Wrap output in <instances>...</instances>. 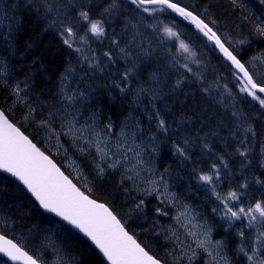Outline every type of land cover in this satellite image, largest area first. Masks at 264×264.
Wrapping results in <instances>:
<instances>
[{
    "label": "trees",
    "instance_id": "trees-1",
    "mask_svg": "<svg viewBox=\"0 0 264 264\" xmlns=\"http://www.w3.org/2000/svg\"><path fill=\"white\" fill-rule=\"evenodd\" d=\"M14 1L16 3L17 0H0V10L3 8L0 11V24L5 26L0 28V34L3 29L5 32L4 37H0V108L25 135L61 167L63 161L50 151V147L52 149L53 146L43 128L39 126L45 124L40 115L45 114L44 105L58 98L64 81L60 80L66 75L69 77L70 73L75 74L81 67L86 72V68L66 66L65 54L74 58L77 49L74 42H71L72 48L64 43L66 35L64 29L57 40L44 35L43 26L41 28V24L35 19L36 17L37 20L48 19L50 13L47 14L45 9L30 4L16 16L8 9L13 5L16 8ZM48 1L51 0H44L46 5L43 6L50 10L57 9L52 3L48 4ZM113 1L118 4L119 9L109 8L112 12L107 18L108 25H104L105 31L109 30L104 37H107L109 44L114 45L112 52L125 57L132 55L135 64L132 66V63H129L121 70L117 64L107 63L109 66L114 65L111 71L99 77L93 72L88 80L85 78L82 83L87 82L89 92H92L91 101L94 104L98 103L96 104L98 108L95 106L98 111L101 110L100 112L104 114L113 111L111 119L117 130L120 129L118 122L134 121L140 131L150 134L146 140L154 142L153 147L159 152L160 159L156 158L158 167L163 168L167 163L166 170L163 168L164 174L168 175L167 180L174 192L200 212L208 207L210 200L208 192L198 182L202 174L205 175L212 169L220 171V177L223 176L221 168L227 172L230 169L236 172L239 180L236 179L233 183L226 180V183L234 186V190L238 186L250 190L255 186L264 189V168L259 165V156L264 152V148L260 149L264 144V107L260 106L258 100L239 91L235 87L237 85L226 81L230 79L229 75L238 81V75L212 46L210 52L205 54L201 52L203 43L208 41L187 21L178 19L166 10L151 11L152 8L159 7H151L149 11L151 14H148L137 8L131 0ZM173 2L203 19L217 34L223 33L227 41L234 45L238 42L240 49L238 52L234 51V54L245 63L254 79L258 82L264 81V67L258 65L256 70L251 69L255 59H264V35L257 32V28L264 27L262 0H235V3L233 0H173ZM111 4L113 7L114 3ZM25 10L27 13L22 14ZM58 14L57 20L60 18ZM80 20L79 15L78 21ZM121 21L127 22L128 31L124 33L125 35L118 31L117 36L115 34L117 29L112 26L122 27ZM163 25L178 34L171 38L179 37L180 41L190 47L194 59L199 63L194 69L196 76L192 74L195 77L190 75L182 77L178 69L176 72L178 74L172 73L170 69L174 65L164 62V59L176 57L174 53L177 52L179 45L176 42L167 45L166 41L160 40L159 31L165 29ZM225 25L228 28H224ZM83 35L85 36L84 33L79 34ZM126 35L129 36L125 37ZM153 38L160 40L165 50L161 47L155 49ZM91 42L90 46L95 44ZM234 45H231L232 48ZM161 52L162 56H159ZM102 62L105 63L104 59ZM121 74H123L121 79L129 84V88L127 91L120 90V96L117 90L119 84L111 87L108 80L112 78L115 84ZM60 82L61 86H58ZM117 82L119 83V79ZM258 95L264 98L261 94ZM46 96L50 99L46 100ZM109 99L111 106L107 103ZM139 114L151 117H146L148 121H143L140 120ZM169 117L173 119L175 125L172 123L168 125ZM161 119L165 121L164 128L159 126ZM152 120L153 123H150ZM178 146L183 154L177 151ZM66 148L72 151L68 145ZM82 154H76V158L84 168L87 163L85 157L89 154ZM181 156L182 163L178 162ZM83 172L87 175L89 186L86 189L77 183L78 187L91 198L107 205L129 233L154 257L164 264H172L169 252L162 244V237L148 230L158 226L157 217L161 221L157 215L161 212L158 208L161 204L155 199H144L140 194L129 190L124 183L122 188L118 187L122 180L119 173L110 175L107 171L100 174L94 167ZM259 197L264 200V195ZM135 208L139 209L138 214ZM214 226L218 227V224L215 223ZM0 233L16 241L39 259L42 255H47L49 250L57 249L71 264H105L95 249L83 238L44 215L19 185L2 174H0ZM228 238L230 244L238 245L235 232L228 234ZM0 264L5 262L0 259ZM196 264L204 263L199 260Z\"/></svg>",
    "mask_w": 264,
    "mask_h": 264
},
{
    "label": "rangeland",
    "instance_id": "rangeland-1",
    "mask_svg": "<svg viewBox=\"0 0 264 264\" xmlns=\"http://www.w3.org/2000/svg\"><path fill=\"white\" fill-rule=\"evenodd\" d=\"M41 8L45 9L47 14L50 13L49 15L56 24H61V17L68 12H54L57 11V9L50 10L42 5ZM57 13L60 14V18L58 20ZM147 13L151 14V12ZM49 25L50 24H48V26ZM1 26L3 28L5 27L4 25L0 24V28H2ZM128 26L129 25L125 24V26L113 28L118 29L116 32L122 31V34H124L128 31ZM163 27L167 28V26L164 25ZM84 30H87V32L83 31L81 26H79L78 31H74L75 34L70 38V40L71 42L75 43L77 51L79 49V52L82 51L80 54L83 56L80 60L81 62H79V65L82 64L83 68H86V73L81 71V74L78 69V72L76 71L75 74L71 75L70 73L69 78L65 79L64 81L66 84H63V86H65L62 88L63 91L61 89L62 93H60L58 96V98L60 97L64 100L62 101V99L59 100L56 98L57 100L55 101L58 102L56 104H54L55 102H50L52 105H49L51 108L53 107L51 110H55H46L45 114L40 115L43 121H45V124H40L39 126L46 132L47 137L53 146L52 149L50 147V151L58 158H60V155L63 157L64 162H61L62 166L73 178L77 177V181L83 188H86L88 183V180H86V176L83 172V168L76 161L71 160L70 157H67L63 147L58 144L59 140L71 145V149L77 153L79 151L81 153L89 152V156L85 157V160L87 163L91 164V167L96 169L98 168L99 170L102 169L104 172L119 171L122 180L119 182L118 187L122 188V183H124V185L129 190H132L138 194L141 193L146 199H155L158 204H161L159 205L160 207L158 206L161 212L157 213V215L160 216L161 221H159L160 219L157 217V228H149L148 230L152 234L162 237V244H164L165 248H167L170 259L173 261L172 264H196V262L201 259L204 264H252V262L249 261L244 253L239 249L241 246H243L248 254L252 255L251 249L252 247L256 246L255 237L257 234V228L259 226L254 224L250 227L246 218L237 220L224 216L223 201L222 199H217V195L223 198L230 191L237 192L239 199L237 201L230 202V206L235 205L233 210H236L239 207L247 208L250 205L254 206L255 202L261 200L259 196L264 195V189L255 186L250 190L245 187L238 186L236 190H234V186L228 184L229 182L226 183V180L232 181L233 183L236 179H238V174L236 172H232L233 170L230 168L229 172L221 168V171H223L222 177H220V171L217 169H212L205 173V175L213 176L212 183L204 182L201 179L200 182H198L199 185L208 192L207 196L210 200L208 207L201 210L202 213L195 209L191 203L187 202L185 198H181L180 196L178 197L172 186L169 184V180H167L164 174L165 171L162 172L157 165L156 158L160 159L159 152L153 147L154 142L150 143L149 140H146L150 134H145L140 131L138 124L134 123V121H125L124 123H121L122 121H120V123L118 122L120 129L117 130V128L114 127L116 125L113 124V120L108 118V114L98 112V106L96 105L98 103L94 104L91 101L92 92H89V86L87 82L79 84L81 83V79H84L79 78L81 76H84L88 80L89 75L93 72L97 77H99L103 75V73L105 74V72L111 71V69L114 67V65L109 66L102 62V59L106 60L108 55L106 56L103 53L100 55L96 51L97 46L102 45V48L105 47L113 50L114 45L107 42L108 39L107 37H104L105 35L100 37L92 35L91 32L88 31V26L87 29L85 28ZM83 33L85 36H79V34L82 35ZM218 35H220L221 38L227 42L226 44L228 46L230 44L234 45L232 42L227 41V37L223 33L218 32ZM89 38H91V40H89ZM159 38L160 40L166 41L167 45H170L172 42H176L177 45H180V42L182 41H180L179 37L171 38L167 36L164 29H161V32L159 31ZM65 39H69L67 34L65 35ZM160 40L153 38L152 42L156 45H153V47L155 49L161 47L165 50V47H163L164 44ZM91 41L95 43L92 46H90L92 44ZM203 44L204 46L201 52L203 54L210 52L209 50L211 49V45L208 42ZM178 48L177 52L174 53L176 57L164 59V62L174 65V71L177 72L178 69L179 74H181L182 77H185V75L194 76L192 75L195 74L194 69L199 66V63H197V61L194 59V54H192L191 51H189V53H185L182 49H180L179 46ZM188 48L190 47L188 46ZM150 49L151 51L153 50L152 48ZM230 49L238 52L240 49L239 43L235 42L234 47L232 48L231 46ZM162 53L163 52L159 53V56H162ZM90 55L92 57H90ZM86 57L89 59L91 58L90 60L87 59L89 62L86 60ZM82 59L84 62L87 61L88 63L86 62L84 64ZM184 65H187L188 67L185 68ZM122 75L123 74L117 78V81L119 79V83L116 81L114 84V80L112 78H109L108 80V83L111 87L113 85L116 87L119 84L117 90L119 91L120 96V90L127 91L129 88V84H126L125 81L121 79ZM229 76L230 79H226V81L228 83L231 82L230 84L237 85L235 87L240 91L242 84L240 82L239 76L238 81L233 76ZM66 86L69 88V90H67L68 88ZM49 99L50 98L46 96V100ZM86 101L88 103H85ZM107 103L111 106L110 99ZM82 105L86 106L87 108L83 106L85 108L83 109ZM92 108L93 110L95 108V110L93 111ZM81 109H83V111ZM96 111L97 113H95ZM79 112H81V114ZM92 115H94L95 118ZM96 115L98 117H96ZM139 117L140 120L148 121L146 117L150 118L151 116L148 115L145 117L144 115L139 114ZM97 118L103 119L97 120ZM153 120L150 123H153ZM98 122H101L102 125ZM109 122L111 124H109ZM108 134H111L112 136ZM117 134L119 135L117 136ZM97 140L100 141V147L104 149V152L107 153V156H105L102 152L97 151ZM142 142L145 146L141 144ZM105 144L107 145V148L104 147ZM147 144L149 148L146 146ZM181 147H183V145ZM263 148L264 144L261 145L260 149ZM259 165H261L260 167L264 168V152L262 153V156H259ZM245 168L246 166L244 169ZM140 207L142 208L141 205ZM137 211L139 212V209L137 210L135 208L136 213ZM215 223L218 224V227L214 226ZM231 230H233L235 235L238 237L237 246L235 244H230L228 234H234V232ZM261 230H264V228ZM240 231L244 232V237L239 235ZM249 237H251V241H249ZM222 238L223 240H221ZM200 241L205 242L203 247L199 246ZM229 245H231V247ZM44 246L47 245L44 244ZM259 252L264 253V249H259ZM42 256H48V259L46 260L47 264H71L70 261L62 256L61 251L57 249L49 250L47 255ZM43 260L45 259L43 258Z\"/></svg>",
    "mask_w": 264,
    "mask_h": 264
},
{
    "label": "snow or ice",
    "instance_id": "snow-or-ice-1",
    "mask_svg": "<svg viewBox=\"0 0 264 264\" xmlns=\"http://www.w3.org/2000/svg\"><path fill=\"white\" fill-rule=\"evenodd\" d=\"M137 8H142L144 12H149L150 5H157L159 8H152L151 11H163L171 9L185 19L190 20L205 37L220 50L223 56L231 62L232 66L240 74L241 92L246 93L254 100H258L261 107H264V98L258 94H264V81L254 79L252 73L245 63L238 59L234 50H230V45L226 46V41L213 31L207 23L191 11L181 7L173 0H131ZM235 3V0H233ZM264 2V0H262ZM81 18L87 22L88 31L92 35L100 37L105 35L104 26L100 21H93L87 12L80 13ZM165 33L169 37H176L178 34L171 28H165ZM69 39L64 43L71 47L70 38L74 36L71 26L64 29ZM257 32L264 35V27L257 28ZM185 53H189V48L182 41L179 45ZM107 56L108 53H105ZM187 68V65H184ZM190 71V69H189ZM127 75V73H125ZM71 99V98H70ZM159 126L165 127V121L160 120ZM74 127V125H73ZM110 127V125H109ZM99 135V134H97ZM107 148V145L104 146ZM97 151L105 156L107 153L100 147L97 140ZM177 151L183 154L182 149L177 147ZM243 154V153H242ZM0 170L11 173L16 177L39 202V206L44 210L54 213L63 221L83 233L91 242L103 253L109 264H161V261L150 255L144 247L129 234L125 225L117 218V215L105 204L97 203L80 190L57 164L45 155L43 151L32 140L25 135L6 115L0 110ZM102 171V169H101ZM200 179L207 183H212L213 176L203 175ZM217 199H222L224 205V216L230 219L246 218L248 225H258L255 237L256 246L252 247V255H249L243 246L240 251L244 253L252 264H264V253L259 249H264V200L257 201L254 206L247 208L239 207L233 210L235 205L230 206L231 201H237V192L230 191L225 197L217 195ZM141 203H143L141 201ZM139 207V205H137ZM194 235V233H193ZM239 235L244 237V232ZM251 241V237L248 238ZM204 241H200L199 246H204ZM0 253H3L10 260L17 264H41L40 259L34 255H29L22 246L0 235Z\"/></svg>",
    "mask_w": 264,
    "mask_h": 264
},
{
    "label": "bare ground",
    "instance_id": "bare-ground-1",
    "mask_svg": "<svg viewBox=\"0 0 264 264\" xmlns=\"http://www.w3.org/2000/svg\"><path fill=\"white\" fill-rule=\"evenodd\" d=\"M52 1H54V2H52ZM3 3V2H2ZM54 4V7L55 8H57V10H58V12H66V11H68L66 14H64L62 17H61V24H56V23H54L53 22V20L51 19V16L50 17H48V19H44V20H37V17H36V21L38 22V23H40L41 24V28H42V26H43V33H44V35H48V36H50V37H52V38H55L56 40L59 38V35H60V33L62 32V29H65L66 27H68V26H71L74 30H75V28L76 27H79V26H81V28H82V30H84V28H87V22L86 21H84L82 18H81V20L80 21H78V17H79V15H80V13L81 12H87L88 13V16L90 17V19L91 20H93V21H100L101 23H102V25H108V22H109V20H107V18L108 17H110L109 15H110V13L112 12L111 10H109V8L111 9V8H115L116 10L117 9H119V7H118V4H116L113 0H109L108 2H104V0H51V1H48V4ZM111 3H114L113 4V7H112V4ZM1 4V3H0ZM14 4H15V6H16V8L14 7V5L11 7V8H8V9H11L10 11H12L13 12V14H15L16 16H18L19 15V12L20 11H22V9L25 7V6H28V5H30V4H34V5H36L37 6V8H41V5L43 6V5H46V3H44V0H17L16 1V3H15V1H14ZM116 4V5H115ZM6 6H7V4H5ZM9 5V4H8ZM149 8H151V7H159V6H157V5H150V6H148ZM3 9V8H2ZM2 9L0 10V11H2ZM112 9V10H113ZM114 9V10H115ZM142 9V8H141ZM6 10V9H5ZM164 10H166V11H168L170 14H172L173 16H175V17H177L178 19H181L177 14H175V13H173L170 9H164ZM187 10V9H186ZM189 11V10H188ZM3 12H4V10H3ZM7 12V11H6ZM41 12V11H40ZM1 13V12H0ZM27 12H26V10L22 13V14H26ZM28 13H30L29 11H28ZM130 14V13H129ZM59 15V14H58ZM121 15V14H120ZM122 15H123V13H122ZM125 15V14H124ZM193 15H195V14H193ZM197 16V15H196ZM200 18V17H199ZM112 19V18H111ZM264 19V18H263ZM183 20H185V21H187L189 24L190 23H192L190 20H188V19H185V18H183ZM117 21V20H116ZM113 22V21H112ZM114 22H115V20H114ZM206 23V22H205ZM48 24H50L49 26H48ZM113 25H115L114 23H112ZM121 25H123V26H125V24H127V22H124V21H121V23H120ZM118 22H117V25L119 26L120 25ZM111 27V26H110ZM114 26H112V28H113ZM192 27H194L208 42H209V44L215 49V51L222 57L223 55H222V53L220 52V51H218L214 46H213V44L211 43V41H209L208 39H207V37H205L204 35H203V33L202 32H200L199 31V29H197L196 28V26H192ZM210 27V26H209ZM109 28V27H108ZM125 28V27H124ZM224 28H228V26L227 25H225L224 26ZM79 29V28H78ZM78 29H76L77 31H78ZM81 30V29H80ZM109 29H106V31L105 32H107ZM118 30V29H117ZM116 30V31H117ZM120 30V29H119ZM76 31V32H77ZM111 31V30H110ZM116 31H115V34L117 35V36H119L117 33H116ZM124 31V30H123ZM122 32V31H121ZM125 32V31H124ZM233 32H235V31H233ZM113 33V32H112ZM109 34V33H108ZM111 34V33H110ZM4 35H5V32H4V29L1 31V34H0V37H4ZM112 36V35H111ZM114 36V35H113ZM117 36H116V39H117ZM127 36H129V35H126L125 37H127ZM115 37V36H114ZM121 37H122V35H121ZM120 37V38H121ZM111 38V37H110ZM119 38V37H118ZM113 39H115V38H113ZM115 39V40H116ZM85 41V40H84ZM106 45V44H105ZM102 46V45H101ZM101 46H97V49H96V51H97V53L98 54H105V53H108V58H109V60H108V58L106 59V60H104L105 61V63L107 64H112V63H115V64H117V66H118V68H120L121 70H123V68H124V66H128V64L129 63H132V66H133V64H135V61H133L135 58L131 55L130 57H125V59H124V56H119V55H117V54H115L114 53V51L112 52L110 49H108V48H102ZM70 48H72V46L70 47ZM74 50H75V48H74ZM80 50V49H79ZM79 50L76 52V50H75V52H74V58H72V57H70L68 54H65V56H64V59H65V64H66V66H69V67H73V68H78V67H81V66H83L82 64L81 65H79V62H81L80 60H81V58H82V56H81V54L80 53H82V51L81 52H79ZM83 50V49H82ZM89 52V51H88ZM113 54V55H110V54ZM91 54V53H90ZM89 55V54H88ZM81 56V57H80ZM95 56V55H94ZM254 55H252V57H253ZM89 57V56H88ZM88 57H86V60L87 59H89ZM90 57H92L91 55H90ZM102 58V57H101ZM105 58V57H104ZM91 59V58H90ZM89 59V60H90ZM93 59V58H92ZM85 60V59H84ZM82 61H83V59H82ZM88 61V60H87ZM87 61H83V63L85 64ZM95 61V60H94ZM108 61V62H107ZM133 61V62H132ZM89 62V61H88ZM87 62V63H88ZM260 62H263V63H260ZM94 63V62H93ZM92 63V64H93ZM243 63V62H242ZM229 65H230V63H228ZM90 65V64H89ZM94 65V64H93ZM96 65H97V63H96ZM258 65H260V66H262V67H264V59H262V60H260V59H255L254 61H253V65H251V69H253V70H256L257 69V67H258ZM92 66V65H91ZM99 66V65H98ZM130 66V65H129ZM230 67L233 69V67L230 65ZM67 68V67H66ZM130 68V67H129ZM126 69V68H125ZM79 71H80V73H81V71H84L85 72V70L84 69H82V67L81 68H79L78 69ZM78 70H77V72H78ZM127 70V69H126ZM171 70V72L172 73H175V74H177L175 71H174V69L173 68H171L170 69ZM105 71V70H104ZM103 71V72H104ZM233 71L236 73V71L233 69ZM86 73V72H85ZM106 73V72H105ZM82 74V73H81ZM104 74V73H103ZM77 75H78V73H77ZM80 75V74H79ZM69 77L66 75L65 77H63L60 81L62 82L63 80L65 81V79H68ZM79 78H84L85 79V77L83 76H81V77H79ZM139 78V77H138ZM84 79L82 80L81 79V83L80 84H82V82H84ZM140 79V78H139ZM79 80V79H78ZM141 80V79H140ZM64 81L62 82V84H66V83H64ZM61 82L60 83H58V86H61L60 84H61ZM65 86V85H64ZM64 86H63V88H64ZM69 86V85H68ZM67 87V86H66ZM66 87H65V89H66ZM68 88V87H67ZM57 89H58V87H57ZM67 90H69V88L67 89ZM59 91V90H58ZM61 91V90H60ZM62 91H63V89H62ZM62 91L60 92V93H62ZM66 92H68V91H66ZM59 93V94H60ZM70 93V92H69ZM55 94H56V92H55ZM263 97H264V94H261ZM56 97V96H55ZM54 97V98H55ZM58 97V96H57ZM53 98V99H54ZM59 100L60 99H62V98H58ZM57 100V99H56ZM64 99H62V101H63ZM54 101V100H53ZM52 102V101H51ZM55 103L54 104H56L57 102L56 101H54ZM60 102V101H59ZM61 103V102H60ZM64 103V102H63ZM62 103V104H63ZM85 103H88L87 101L85 102ZM49 105H52L51 103H49L48 105H44V107H45V111L46 110H51L52 108L49 106ZM92 105V104H91ZM57 106V105H56ZM84 105H82V108L83 109H85V108H87L86 106H84ZM90 106V105H89ZM58 107H59V105H58ZM55 108H57V107H55ZM103 108V107H102ZM83 109H81L82 111H83ZM53 110H55V109H53ZM53 110H51V111H53ZM61 110V109H60ZM92 110H93V108H92ZM94 110H95V108H94ZM93 110V111H94ZM87 111V110H86ZM88 111H89V109H88ZM90 111H91V108H90ZM101 110H99L98 112H100ZM103 111V110H102ZM105 111V110H104ZM113 111H109V113H108V118H110V120H112L111 118H112V116H111V114H113L112 113ZM80 114H81V112H79ZM85 113H87V112H85ZM94 113V112H93ZM95 113H97V111L95 112ZM101 113V112H100ZM107 113V112H106ZM82 114H83V112H82ZM90 114V113H89ZM92 114V113H91ZM99 114V113H98ZM97 114V115H98ZM104 114V113H103ZM86 115V114H85ZM85 115H84V117H85ZM95 115V114H94ZM94 115H92V116H94ZM96 115V117H98ZM87 116H89V115H87ZM99 116H100V114H99ZM106 116V115H105ZM170 116V115H169ZM91 117V116H90ZM102 117V116H101ZM94 118H95V116H94ZM105 118H107V117H105ZM90 119V118H89ZM92 119V118H91ZM103 119V118H102ZM102 119H98L97 118V120H102ZM86 120V119H85ZM88 120V119H87ZM186 120V119H185ZM92 122H94V121H92ZM107 122V121H106ZM97 123V122H96ZM99 124L101 123V122H98ZM171 123L173 124V125H175L174 124V122H173V119L172 118H170L169 117V124L168 125H171ZM95 124V123H94ZM99 124H97V125H99ZM109 124H110V122H109ZM108 124V125H109ZM96 125V126H97ZM101 125H102V123H101ZM101 125H99V126H101ZM106 125H107V123H106ZM98 127V126H97ZM96 127V128H97ZM102 128H103V126H102ZM105 128V127H104ZM99 130V129H98ZM115 130V129H114ZM180 130H181V128H180ZM179 130V131H180ZM101 131V130H100ZM102 131H103V129H102ZM106 131V130H105ZM45 132V131H44ZM104 132V131H103ZM109 132V131H108ZM107 132V133H108ZM118 132V131H117ZM46 133V132H45ZM112 133V132H111ZM115 134V133H114ZM121 134V133H120ZM47 135V134H46ZM107 135V134H106ZM108 135H111V134H108ZM119 134H117V136H118ZM112 136V135H111ZM109 137V136H108ZM145 138V137H144ZM112 140V139H111ZM140 140H141V138H140ZM150 141V140H149ZM148 141V142H149ZM59 143V145H61V147H63V149H64V151H65V153H66V155H67V157H70V159L71 160H74V161H76L79 165H80V161H78L77 160V158H76V154H79V155H83L80 151L77 153L76 151H68L67 150V148H66V145H68L67 143H65L64 141H58ZM147 143V142H146ZM145 143V144H146ZM141 144H143V142L141 143ZM144 145V144H143ZM151 145V144H150ZM69 147H71V145H68ZM145 146V145H144ZM146 146H148V144L146 145ZM143 147V146H142ZM148 148H149V146H148ZM85 154H89V152H85ZM75 155V156H74ZM59 160L60 161H63L64 162V159H63V157L60 155V158H59ZM182 161H183V156H181L180 158H179V160H178V162H181L182 163ZM86 164H88V163H85V166H84V168H83V170H85V171H87L90 167H91V164H88V165H86ZM166 164L167 163H165L164 165H165V167H163V168H165V170H166ZM81 166V165H80ZM86 166H88L87 168H86ZM169 167V166H168ZM163 168H160V170L162 171V172H164V169ZM262 168V167H261ZM98 169V168H97ZM263 169V168H262ZM99 170V169H98ZM100 171V172H99ZM98 172L100 173V174H104L105 172H104V170H99ZM168 171V170H167ZM166 171V172H167ZM109 173H110V175H113V174H118L119 173V171H112V172H110L109 171ZM85 174V173H84ZM85 176L87 177V175L85 174ZM165 176H166V178H167V174H165ZM141 194V193H140ZM141 196L143 197V195L141 194ZM145 198V197H144ZM146 199V198H145ZM154 228H157V227H155L154 226ZM145 248V247H144ZM145 250L146 251H148L146 248H145ZM149 252V251H148ZM149 254H151L150 252H149Z\"/></svg>",
    "mask_w": 264,
    "mask_h": 264
},
{
    "label": "water",
    "instance_id": "water-1",
    "mask_svg": "<svg viewBox=\"0 0 264 264\" xmlns=\"http://www.w3.org/2000/svg\"><path fill=\"white\" fill-rule=\"evenodd\" d=\"M171 10V9H170ZM172 11V10H171ZM173 12V11H172ZM173 13H175V12H173ZM175 14H177L181 19H183L184 17H182V16H180L178 13H175ZM192 26H195L193 23H190ZM212 44H213V42H211ZM213 46L218 50V51H220L214 44H213ZM223 55V54H222ZM224 57V56H223ZM225 58V57H224ZM226 59V58H225ZM227 60V59H226ZM228 61V60H227ZM229 63H230V65L232 66V64H231V62L230 61H228ZM233 67V69L237 72V70L234 68V66H232ZM238 73V72H237ZM239 74V73H238ZM240 75V74H239ZM0 174H3V175H6V176H8L9 178H11L12 180H14L15 182H17L20 186H22L24 189H25V191L29 194V196L38 204V206H39V202L38 201H36L35 200V197H33L32 196V194L30 193V192H28V190L26 189V187L16 178V177H14L11 173H7V172H4L3 170H0ZM98 203V202H97ZM40 207V206H39ZM40 209L45 213V214H48V215H51V216H53V217H55V218H57L59 221H61L63 224H65L66 226H68L70 229H72L73 231H75L76 233H78L79 235H81L82 237H84L86 240H87V242H89L98 252H99V254H100V256L102 257V259L104 260V262L106 263V264H109V262L107 261V258L106 257H104V255H103V253L102 252H100V250L98 249V248H96V246L91 242V240L90 239H88L83 233H81L78 229H76V228H74L73 226H71V225H69L68 223H67V221H63L60 217H57L54 213H50V212H48V211H46V210H44L43 208H41L40 207ZM1 235V234H0ZM8 239V238H7ZM0 257L1 258H3V259H5L6 260V262L8 263V264H17V262H15V261H12V260H10L7 256H5L3 253H0ZM162 264V263H161Z\"/></svg>",
    "mask_w": 264,
    "mask_h": 264
}]
</instances>
